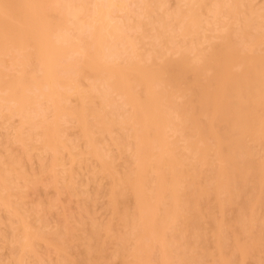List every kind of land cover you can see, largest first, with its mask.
<instances>
[{"label":"bare ground","instance_id":"bare-ground-1","mask_svg":"<svg viewBox=\"0 0 264 264\" xmlns=\"http://www.w3.org/2000/svg\"><path fill=\"white\" fill-rule=\"evenodd\" d=\"M86 1L53 0L56 6L51 10L59 9L77 29L72 36L62 23L50 35L52 23L44 20L41 0H0V52H5L6 43L21 49L32 48L31 53L21 56L22 66L15 79L3 81L0 74V89L6 91L4 98L12 103L10 112L20 114L24 122H31L33 131L25 139L28 142L38 141L42 148L59 154L68 146L61 133L63 124L73 122L84 141V154L94 158L99 170L108 171L112 179L108 190L111 208L115 210L118 196L126 192L132 195L135 210L129 221L124 220L131 232L120 237L118 243L122 246L132 238L134 245L129 254L136 264H144L148 242L156 240L164 246V233L168 228L175 231V222L195 224L200 196L213 191L215 206L222 209L245 191L251 178L258 179L259 188L264 185V156L255 160L247 144L249 140L264 144V118L258 115L259 109H264V53L241 55L230 37L234 29L229 21L231 18L239 21L238 39L246 40L251 50L264 39V13L262 21L256 23V29H263L262 33L257 31L250 37L252 0H184L183 5L173 10H168L163 0H137L140 12L128 26L133 32L129 38L122 34L119 25L109 20V12L120 9L122 0H95L90 20L84 24L78 16L85 10ZM204 13H209L211 19H203ZM219 18H224L222 32L216 35L220 42L210 43L203 51L200 45L208 40L203 31L209 30ZM176 37L183 42L177 45ZM81 44L85 49L83 60L69 76L59 74L58 58ZM167 51L177 52L179 57H166ZM32 55L37 66L25 69L28 56ZM205 72L212 75L203 89L193 94L198 108L194 109L187 101H177L184 86L192 87ZM83 78L92 79V83L80 90L78 82ZM217 81L224 86L221 91L214 89V94ZM25 84L38 91L36 99L46 103L50 120H31L34 111L31 106L36 99L33 101L26 95ZM71 97L74 103L70 102ZM122 106L127 109L118 118ZM196 112L209 115L203 127L196 121ZM186 123H191L197 132L183 134ZM115 129L121 132L113 137ZM167 129L184 137V153L175 152V142L166 137ZM206 133L215 140L218 164L203 184L196 178L200 176L199 169L208 164L209 149L202 146ZM106 136L117 148L130 147L134 153L135 168L120 177L114 175ZM8 163L6 175L0 174V192L9 187L10 175L16 172L15 161L9 158ZM188 186L193 189L184 194L183 188ZM6 197L0 195L4 206ZM258 202L259 198L250 194L243 208H251ZM160 204L163 207L157 210ZM249 216L254 219L252 212ZM96 230L93 228L86 240L88 251L97 250L90 242L97 238ZM23 233L24 250L31 246L36 235L27 230ZM216 233L220 242V225ZM238 249L242 257L245 249L239 245ZM195 258L190 251L186 256L179 255L178 261L191 262ZM163 262L170 264L165 259ZM227 263L229 259H221V264Z\"/></svg>","mask_w":264,"mask_h":264},{"label":"rangeland","instance_id":"rangeland-1","mask_svg":"<svg viewBox=\"0 0 264 264\" xmlns=\"http://www.w3.org/2000/svg\"><path fill=\"white\" fill-rule=\"evenodd\" d=\"M41 1L44 4V20L52 23L50 35L59 29L61 23L65 24L69 35L74 36L77 33L70 18H65L59 9L51 10V7L56 6L53 0ZM163 1L168 10L184 3V0ZM94 2L95 0H87L85 10L78 16L84 24L90 20ZM251 10L249 18L252 25L248 28L250 37L263 30L256 29V23L262 21L264 0H252ZM139 12L137 0H122L120 9H112L109 12V20L121 27L124 36L131 38L133 32L128 26L134 23ZM202 18L209 20L211 15L204 13ZM219 20L209 30L203 31L208 36V40L200 45L203 51L210 43L220 42L216 35L222 32L221 23L224 18ZM229 21L234 29L230 37L241 55L250 52L264 53V39L250 50L246 40L241 42L238 39L236 31L239 21L233 18ZM83 30L86 32V28ZM174 42L179 45L183 41L176 37ZM5 47V52H0V74L3 81H10L15 79L14 76L21 69V56L31 53L32 48L27 46L21 49L11 43H6ZM84 53L85 49L81 44L61 55L57 67L59 74L69 76L73 67H77L83 60ZM165 55L172 59L179 57L174 51H167ZM33 56H28L25 69L36 68L38 62ZM210 75L211 72L202 73L192 87L184 86V90L177 94V101H187L191 107L197 109L199 102L193 94L203 89ZM91 83L92 79H80L77 88L85 90ZM216 83L213 87L214 94V89L221 91L224 86L221 81ZM25 86L26 95L34 101L38 91L29 84ZM5 95L6 91L0 89V174L6 175L4 170L10 167L9 158L15 161L16 172L10 173L9 187L6 190L1 189L0 192V195L7 196L5 206H8L0 203V264H136L129 254L134 245L133 239L128 238L122 246L118 243L120 237L131 232L125 222L129 221L135 210L132 195L126 192L118 196L116 208L113 210L108 195V190L113 184L112 179L108 171L99 170L94 158L84 154V141L73 122L63 124L61 133L68 146L61 149L59 154L53 149L42 148L38 141L25 140L33 131L32 124L22 121L20 114L10 112L12 103L4 98ZM70 102L74 103L73 97ZM94 102L97 103L96 100ZM31 108L34 109L31 112L33 122L50 120L51 113L46 110L44 101L37 98ZM126 109V106L120 108L118 118L125 114ZM196 114L198 125L203 127L209 115L205 112ZM258 115L264 118V109H259ZM193 127L191 123H186L183 134L189 131L197 132ZM120 132L115 129L111 136H117ZM206 134L205 144L202 146L209 149L206 155L208 164L199 169L200 176L196 178L198 183L203 184L207 183L211 171H214L218 164L214 152L215 140L209 133ZM166 137L175 142L176 153L185 152L182 135L167 129ZM105 139L106 148L113 156L111 165L114 175L120 177L125 171L134 169L136 163L131 148L119 149L111 143L110 136ZM30 143L34 145L31 146ZM247 144L252 148L255 160L263 158L264 144L252 140ZM55 157H58L57 161ZM147 177L150 180L151 173ZM189 186L183 188L184 194L193 189V186ZM250 194L259 198V202L251 208H243L244 200ZM198 202V219L195 224L190 226L175 222L177 229L173 231L168 228L164 233L166 245L163 246L162 242L156 240L148 242L146 238L148 244L144 253V264H165L163 259L170 264H221L223 258L229 259L227 264H264V185L259 188L256 177L251 178L245 191L234 197L232 202L225 203L222 209L216 208V195L213 191L200 196ZM162 207L163 204L158 205L157 210ZM251 212L254 219L249 216ZM217 225L221 227L220 242L217 239ZM93 228H97L98 236L90 242L97 250L88 251L86 240ZM24 230L33 232L36 236L31 239V246L23 250L21 243ZM238 245L245 249L242 257ZM118 250L120 251L116 255ZM190 251L196 256L194 261H178L179 255L186 256Z\"/></svg>","mask_w":264,"mask_h":264}]
</instances>
